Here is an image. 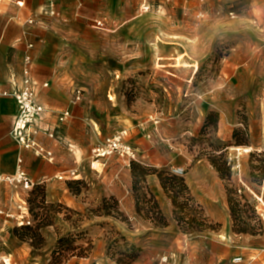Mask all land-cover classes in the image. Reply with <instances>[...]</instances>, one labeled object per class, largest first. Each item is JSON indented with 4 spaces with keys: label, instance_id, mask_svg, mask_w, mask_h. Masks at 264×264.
<instances>
[{
    "label": "rangeland",
    "instance_id": "obj_1",
    "mask_svg": "<svg viewBox=\"0 0 264 264\" xmlns=\"http://www.w3.org/2000/svg\"><path fill=\"white\" fill-rule=\"evenodd\" d=\"M36 1L35 8L42 0ZM51 1L42 10L52 8L56 18L63 8L74 12L59 28L74 46L73 52L65 46V56L79 59L80 75L98 89L89 115L101 127L84 154L88 182L70 180L78 192L68 183L80 201L75 207L51 199L46 183H35L18 162L19 151L15 161L3 162L11 173L21 165L35 186L10 188V198L26 202L30 225L16 210L0 211L2 264H264V0ZM58 114L49 111L43 121ZM122 130L137 152L133 163L167 178L184 169L175 176L184 179L192 200L181 215H202L211 228L183 231L172 200L166 194L171 207L165 211L149 175L134 190L132 163L112 157L103 174L90 168L91 149ZM221 154L232 168L226 179L211 163ZM195 165L200 170L187 176ZM123 168H130V199L96 193L93 180L111 187L110 176H103ZM129 177H119V184ZM227 188L241 220H234ZM151 195L166 227L155 225ZM243 228L247 232L238 231Z\"/></svg>",
    "mask_w": 264,
    "mask_h": 264
},
{
    "label": "crops",
    "instance_id": "obj_2",
    "mask_svg": "<svg viewBox=\"0 0 264 264\" xmlns=\"http://www.w3.org/2000/svg\"><path fill=\"white\" fill-rule=\"evenodd\" d=\"M18 1L23 0H0L2 2L0 4V89L12 92L20 85L24 61L26 56L30 55L32 58L30 72L32 79L36 82L39 101L45 106L47 112L55 111L61 114L69 110L71 116L64 122L59 121L57 117L48 119V122L42 121L44 126L50 125L56 130L61 141L59 143L42 137L45 147L53 153L52 159L43 158L31 150L19 147L12 139L11 129L18 113V104L13 97L0 96V171L11 173V167L3 162L15 161L19 151L18 162L21 157L26 169L32 171L35 183H46L51 199L64 201L69 208L75 207L80 201L68 189V183L72 179L69 177L59 179L58 176L68 173L71 169H78L79 177L76 180L88 182L85 167L87 158L84 154L96 144L97 129L101 127L100 121L91 120L89 115L95 111L93 109L96 106L90 103V99L93 92L97 96L98 89L89 88L88 86L92 84L88 81L89 78L80 75L81 69L78 67L80 60L74 57L68 60L65 56V46L73 47L72 52L74 46L59 28L63 22L71 19L74 12L63 8L59 11V18H56L51 14L52 8L42 10L52 2L51 0H42L37 8L33 5L37 2L36 0H24L23 6L17 5ZM30 44L33 47H29ZM78 88L83 92L81 98L76 100ZM140 119H136L135 122L142 121ZM90 121L94 124H90ZM141 136L146 137V134L142 132ZM126 141L128 142V135ZM67 145H70V148ZM29 158L32 160L31 166ZM190 170L187 176L193 177L200 170V165H195ZM127 172L125 168L121 173L104 175V181L108 176L112 179L111 187H108V182L103 184V180H98L100 182L96 184L93 180V186L97 187L96 193L113 194L122 201L125 198L130 199L132 183L129 177L130 168ZM123 176L129 177V180L119 184L118 178ZM114 178H117V181H114ZM147 181L153 194L165 211H168L171 204L158 175H149ZM10 188L6 185L0 187V211L16 210L21 221L29 219L26 202H16L13 194L10 198L12 192Z\"/></svg>",
    "mask_w": 264,
    "mask_h": 264
},
{
    "label": "built area",
    "instance_id": "obj_3",
    "mask_svg": "<svg viewBox=\"0 0 264 264\" xmlns=\"http://www.w3.org/2000/svg\"><path fill=\"white\" fill-rule=\"evenodd\" d=\"M17 5L23 6V1H18ZM144 11H148L150 6L146 3L142 5ZM55 15V11L51 13ZM98 27L103 26L102 20H97ZM29 47H33L31 44ZM23 75L20 85L12 92L0 89V96L13 97L18 104V113L14 119L11 137L18 144L19 147L31 150L35 154L52 159L53 153L45 147L41 141L40 136L43 134L52 140L58 139L56 130L50 125L43 126V115L47 112L45 106L39 101L36 92V82L31 77L30 67L32 65V58L30 55L26 56L24 61ZM82 90H76V100H79L82 95ZM71 116L69 110L59 114V121L64 122ZM127 130H122L116 134L109 136L102 144L96 145L91 149L90 155V168L97 174H103L105 167L112 157L122 159L128 164L137 159V152L133 146L127 141ZM19 163H22V158H19ZM175 175H184L185 171L182 168H175L172 170ZM69 177L75 180L79 177L78 169H71L68 173L58 176L59 179ZM6 185L14 189L22 188L32 190L35 183L21 165L15 170L14 173H4L0 171V187ZM22 224L30 225V220L22 221ZM3 259L0 258V264ZM235 262L242 261V257L236 258ZM6 263V262H5ZM7 264V263H6Z\"/></svg>",
    "mask_w": 264,
    "mask_h": 264
},
{
    "label": "trees",
    "instance_id": "obj_4",
    "mask_svg": "<svg viewBox=\"0 0 264 264\" xmlns=\"http://www.w3.org/2000/svg\"><path fill=\"white\" fill-rule=\"evenodd\" d=\"M131 163H132L133 188L135 191H138L139 189V187H137L138 183H140L141 181L146 182V177L148 175H154V174L158 175L163 189L165 190L166 194L173 202L174 217L183 231L188 232V233H193V231L201 232L205 229L212 227L208 225L206 218L202 217V215L194 216L193 218L189 220H187L184 215H181L185 206L192 200L188 186L185 184L184 179H179L175 175H172L167 178L165 176L164 171H159L155 168H147L140 164L133 163V161ZM211 163L214 166V168L217 170V172L219 173L222 179H226L230 176L232 168L231 166H229V162L225 159L223 154H221L220 156H215L213 159H211ZM75 183H80V182L78 181ZM69 186L71 189L75 188L76 192H78V189H76V187L73 186V182L69 183ZM178 186L180 188L176 190V187ZM227 192H228V195H230L228 196L229 197L228 201L230 203V207L232 210V214L234 216V220H241L240 219L241 213L236 208L237 205L234 204L232 201L231 190L227 188ZM151 201L153 203V208L156 210V214H157V218L154 220L155 225L157 227H166L168 225L167 219L164 216V214L161 212L159 204L153 195H151ZM136 207L138 210L137 212L139 213L141 211V208H140V197L138 195H137ZM23 227L25 228H22V229L34 231V229L31 227H27V226H23ZM39 227L40 225H37L35 229H38ZM238 231L247 232V229L246 228L238 229ZM63 242H65V239L61 238L59 243L62 244Z\"/></svg>",
    "mask_w": 264,
    "mask_h": 264
}]
</instances>
